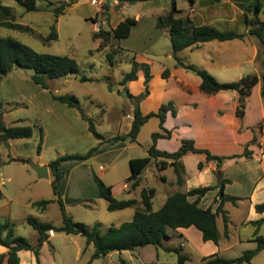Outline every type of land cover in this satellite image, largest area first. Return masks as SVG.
I'll return each mask as SVG.
<instances>
[{"label":"rangeland","instance_id":"rangeland-1","mask_svg":"<svg viewBox=\"0 0 264 264\" xmlns=\"http://www.w3.org/2000/svg\"><path fill=\"white\" fill-rule=\"evenodd\" d=\"M47 1L57 3L61 0H39L38 5L45 4ZM63 1L66 0L61 2ZM94 1L77 0L75 4L66 9L65 13L59 14L60 18H57L53 10L50 12L45 10L28 11L15 0H3L4 6L10 7V9L0 12V37H12L40 53L69 55L75 58L80 66V73L53 79L50 87L53 92L56 89L64 96H76L83 112L93 120L97 131L107 139L126 131V124H123V115L121 114L129 112L131 106L128 102L133 104V100L128 98V95H124L128 89L120 83L124 76L132 70L133 61L138 62L140 57L152 60V64L148 63L151 65L153 76L156 77L153 84L155 99H160L163 96L165 103L178 101L176 95L181 94L178 81H184L193 88V92L190 93L193 97L205 96L199 87L200 77L192 71L176 66V60L172 55L169 27L161 28L166 31L154 27L151 10L154 6H158L156 2L151 5L129 4L120 11L113 7L122 5L117 0ZM108 1L110 2L109 13L103 10V5ZM159 1L161 10L156 15H159L158 18H165L172 8V3L169 1V10V7L166 6L167 0ZM202 1L199 0V2ZM176 3L180 9L190 7L188 0H176ZM218 3L220 4L221 1ZM59 5L60 3L56 6ZM137 15H141L142 19L133 28L128 38L121 40L111 38L104 43H100L94 38V34L99 29L111 31L113 25L120 19ZM175 17L185 21L189 15L182 11ZM261 18L264 16L261 15ZM137 19L139 20V18ZM56 21L58 22L56 23ZM3 22L19 23L28 26L31 30L7 28L2 25ZM202 22L192 20V24L196 25H201ZM240 23V25L231 26L227 30L241 32L245 25L244 20ZM54 24L58 30V39L47 42L45 38L50 34ZM235 42V44H239L238 41ZM257 47L258 50L250 44H246L245 47H238V45L228 47L232 55L246 61L240 65V69L235 72L232 70L230 74L216 79L220 82L230 83L254 74L256 71L260 74L262 71L260 56L263 47L260 42ZM109 52L114 54V65H111L108 60L107 53ZM194 52L193 55L188 52L187 56L181 54V58L186 63L194 64L211 73L208 69L209 62L205 60L203 51ZM162 66H166L173 74L172 78L168 80V84L161 83L158 78V72ZM177 68H179V72L175 73ZM141 69L143 70V68ZM33 74L34 71L31 69L17 67L6 74L0 84V98L3 102L5 123L11 126L19 122L21 125L31 126L34 131V135L29 139H11L8 145L0 142V222H10L17 236L24 237L30 243L36 244L39 235L27 222L29 215L37 217L42 222H51L57 226L63 223L62 212L57 201L51 203L44 212L33 207L35 201L57 200L52 185L55 179L54 174L41 179L30 165V162L38 160L41 129L43 130V159L48 161H53L66 154L85 155L92 147L98 146L100 141L90 132L88 123L81 117V112L78 109H72L73 111L70 113L58 108H53L51 113L47 111L45 106L49 103L41 95L43 92L41 86L33 81ZM83 76L91 80L83 82ZM116 85H118V89L114 90ZM257 85L262 88V81ZM141 86L142 84L138 83L134 89L139 90ZM229 92L230 95L222 96V100L227 103L220 111V114H226L228 117L232 113V108L239 104V94L233 95L234 91ZM259 100L264 104L261 92L258 97L253 89L251 96L246 100V112L248 109L250 112L246 122H250L258 116ZM153 102L150 101L148 107L153 106ZM75 114L78 118L75 117ZM215 130L222 131L223 128L219 127ZM161 131L160 119L152 117L142 126L137 142L133 143L128 140L123 146L121 142L112 138L94 153L93 158L62 163L60 170L64 173V177L58 183V191L62 195L67 212L75 221L85 223L90 227L98 226L102 232H105L112 225L120 226L122 223L132 220L135 213L134 207L120 211L108 210V202L100 197L94 176H99L107 185L113 186L117 199L134 198L136 193H128L123 186L125 183L128 184L127 179L131 174L129 157L147 156L149 148L154 144L153 134ZM227 131L235 130L229 128ZM238 132L243 134L253 132L254 141L246 145V148L251 150L252 146L260 143L261 137L264 139V119L254 127L244 128L242 126ZM171 142L168 139L162 144ZM94 158L95 161L89 163ZM20 160H24V162ZM113 161L116 162L112 164ZM183 162L191 180L195 179V182L190 184L201 182L219 186L225 178L223 172L219 178L217 172L211 168H208V171L199 177L196 155L185 158ZM208 166L211 167V165ZM249 169L252 170V173H248ZM242 172L246 175H244L245 180L234 176L236 173L241 174ZM227 173L236 179L234 185L228 187V192L245 196L254 187L250 177L254 178L256 174H260V170L257 163H251L243 165L242 168L228 170ZM141 183V186L137 188V195H140V191L144 187L155 188L157 191L153 200V211L159 210L168 195L173 194L181 187L177 183L174 169L159 170L157 159L154 158L146 167ZM211 194L213 195L207 199L204 206L217 209L218 192ZM245 204V201H242L240 207H235L231 202L226 204L232 220L229 224V237L225 236L222 215L218 216L221 234L220 245L203 241L201 233L194 227L177 230V234L170 229L171 238L164 240V247L157 248L160 252L158 260H155L156 247L146 246L134 251H114L94 260L92 264H118L121 258L131 264H206L205 257L215 254L226 258H237L245 251L257 246L255 241H251L256 234L257 226L240 225V221L248 215ZM258 234L264 236V224L259 227ZM166 247L178 248L180 254L189 259L180 263L179 254L167 251ZM94 251V245H88L86 238L81 235L55 233L42 249V260L43 264H86L91 260ZM24 264H31L26 256H24ZM245 264H264V252L250 263Z\"/></svg>","mask_w":264,"mask_h":264},{"label":"trees","instance_id":"trees-1","mask_svg":"<svg viewBox=\"0 0 264 264\" xmlns=\"http://www.w3.org/2000/svg\"><path fill=\"white\" fill-rule=\"evenodd\" d=\"M18 4L24 6L28 11H40L36 5L37 0H15ZM121 4H136L147 0H117ZM220 2L221 0H214ZM77 0H68L60 3L53 11L56 17L59 14L65 13L67 7L75 4ZM190 5L195 4V0H188ZM172 8L169 14L163 18H158L159 28L169 27V34L172 46V55L176 60V66L184 68L188 71L194 72L201 79L200 89L208 95H215L221 91H236L239 94V104L236 110V115L243 119L246 113V100L251 96L254 87L262 81L261 96L264 100V20L261 15L264 13L263 0H251L246 7L244 23L247 32H238L235 30H221L212 25H196L192 24V20L187 17L176 18L175 15L181 13L182 10L177 8L176 0H171ZM54 6L49 3L48 7ZM9 9L4 6L3 0H0V12ZM105 12L110 11V2L103 5ZM110 16L108 15V18ZM57 23V21H56ZM138 24L135 17H127L121 21L116 28L111 31L99 29L95 34V39H102L106 42L113 38L116 40L128 38L133 28ZM187 24V25H186ZM2 25L7 28L16 30L30 31L31 28L23 26L19 23L3 22ZM188 33V34H187ZM255 37L263 47L260 56V65L262 67L261 73H254L242 77L236 82H220L216 77L209 73L206 69L186 63L179 53L187 48H193L200 44L211 41H233L243 40L246 36ZM58 39V30L56 24L51 28L50 34L45 38L47 42ZM108 60L111 65H114V54L107 53ZM144 66V67H143ZM21 67L31 69L34 71L32 76L33 81L43 88H48V81L67 77L71 74L80 73V66L77 60L69 55H53L47 53H40L32 47L15 40L12 37H0V84L6 74L11 72L14 68ZM143 68L145 74V90L141 94L134 96L128 90V98L133 100L134 104V120L132 128L126 136H117L115 139L122 141L129 140L130 142H137L138 135L142 126L152 117L160 119L161 132L153 134L154 144L149 148L148 155L145 157L133 158L130 160L131 174L127 181L131 184V189H136L141 185L142 173L150 164L152 158L161 159L159 169L164 170L171 165L177 175V183L182 185L184 182L185 166L182 159L189 153L202 154L206 156L207 162H216L217 174L220 178L222 175V165L226 160L251 158L252 150L246 148L243 154L232 156H219L212 154L208 149H202L195 146L193 140H183L180 148L175 152L161 151L156 147V142L160 138H170L171 132L164 127L166 116L169 111L176 115V109L172 101L163 104L157 112H150L143 114L140 104L150 95L149 82L153 75L151 67L148 63H138L133 61L132 70L127 73L121 85L126 86L129 82L138 79V70ZM162 77L167 79L170 77V70L166 69ZM86 76L82 77L83 82L90 81ZM69 107L76 108L81 112L82 118L88 123L90 132L100 141L98 146L92 147L85 155L82 154H66L58 157L50 162L55 179L52 183L54 193L57 200H40L33 203L39 211H46L48 206L57 201L59 203L63 223L60 226L54 225L51 222H42L37 217L29 215L27 222L38 232V241L36 244L30 243L26 238L17 236L13 225L10 222H0V244L8 248L7 254H0V264H3L7 258L8 264H20V251H32L37 259L40 261V250L45 242L50 238V232L66 233L68 235H81L86 238L87 244L94 245L95 251L91 260L86 264H92L94 260L100 259L111 252L118 251H134L138 248L146 246L162 247L163 241L170 238L169 229L177 230L179 228L195 227L202 234V239L205 242H213L216 245L220 241V230L218 226V216L222 215L225 225V236H229L228 226L229 217L227 211L224 209L226 202H231L237 205L241 200L240 197L230 196L225 193V186L230 180L223 179L219 186H206L193 188L187 192L177 191L171 194L164 205L157 211L152 210L153 199L156 196L155 188H143L140 194V202L137 199H117L113 193V187L107 185L99 176L95 175L94 179L99 189V195L102 199L108 202L109 211H120L136 206L140 203L143 209H136L131 221L122 223L120 226L112 225L105 232H102L98 226L90 227L85 223L75 221L73 217L67 212L62 195L58 191V182L64 177V173L59 169L61 164L70 160H89L94 153L99 149L100 145L110 141L105 138L96 129L93 120L83 112L80 102L74 95L54 96ZM34 135L33 128L27 125H21L19 122L8 126L4 121L3 102L0 98V142L8 145L11 139H29ZM254 141V140H253ZM43 144V130L41 129V140L38 145V153L41 152ZM170 161V163H169ZM198 169H204V163H198ZM165 180V177H163ZM218 190V197L220 203L216 211L211 207L202 208L200 206L201 198L214 189ZM191 197H196L195 200L190 201ZM257 213H264V202L255 206ZM257 226L254 241L257 243L256 248L245 251L237 258H226L217 254L205 257L206 264H245L250 263L261 251L264 250V236L258 234L259 227L264 223V218L253 221ZM169 252H176L179 254V262L184 263L189 258L180 254L178 248H167ZM118 264H130L127 260L121 258Z\"/></svg>","mask_w":264,"mask_h":264},{"label":"crops","instance_id":"crops-1","mask_svg":"<svg viewBox=\"0 0 264 264\" xmlns=\"http://www.w3.org/2000/svg\"><path fill=\"white\" fill-rule=\"evenodd\" d=\"M38 1L39 0H37L36 5L40 8L41 11L45 10L47 12H50L51 10H53L56 7L57 4L61 3L62 0L60 2H57V3L52 2V1H47L45 4H41V5H38ZM66 1H68V0H66ZM169 1L171 2V0L166 1V6H168V7H169ZM250 1L251 0H221V3L219 4L218 2H216L214 0H203L202 2H199V0H195V4L190 5V7L188 9H180L178 6H177V8L179 10H182L184 14L189 15V17L192 20L198 21V22L203 21L201 23V25H212L218 29L227 30V28H229L231 26H237V25L241 24L240 22L242 20H244V18H245L246 7L250 3ZM50 2L53 3L54 6L48 7V4ZM94 2H96V0ZM153 2H156V4L158 5V6H154L153 9L151 10V13L153 14V16H152L153 21H154L153 23H154V27L156 29L160 30L161 28H159L158 22H157L159 15H156V13H158L161 10V7L159 5L160 1L159 0H147L144 2L136 3V4L151 5V3H153ZM93 4H95V3H93ZM127 5H129V4H122L120 7H118V5L113 6V7L117 8V10L121 11V10L125 9V7ZM158 8H160V9H158ZM9 9H10V7H9ZM100 9H99V11H100ZM169 10H170V7H169ZM262 15L264 16V13ZM57 18H60V17H57ZM135 18L136 19L139 18V20L137 19L138 23L142 19L141 15H137ZM111 19H112V17H111ZM125 19H120L116 24L113 25V29L116 28L117 25ZM262 19L264 20V18H262ZM161 30H164V29H161ZM164 31H166V30H164ZM241 32H247L245 25H243ZM97 40H99V42L102 43V39H97ZM235 41H238L239 44H235L236 43ZM258 42L259 41L255 37H252L249 35L246 36L245 39H243V40H233V41H226V42L211 41V42H206V43L200 44L199 46H196L193 48H187V49L183 50L182 52H180L179 56L181 57V54H183L184 56L185 55L187 56L188 52L191 53V55H193L195 53L194 51H203L202 52L203 56H204L205 60H207L209 62V65H210V67H208L209 71L216 78L224 77L227 74H230L232 70H233V72H235L236 70L240 69V65L242 63L244 64L246 61V60H241L240 58H237L236 56L232 55L231 50L228 47H230L232 45H238V47H240V46L245 47L246 44H250L254 47V49L258 50V47H257ZM138 62H140V63H143V62L148 63L149 62L150 64H152V60L149 58H146V57H140L138 59ZM150 67H151V65H150ZM166 69H168V68H166V66H162L158 72V78L160 79V82L163 84L164 83L168 84L169 83L168 80L170 78H172V76H173V74L170 72L169 78H167V79L163 78L162 74ZM178 69L179 68L176 69L175 73L179 72ZM151 72L153 73L152 70H151ZM255 73H258V72L256 71ZM176 77H177V75H176ZM155 79H156V77L153 76L152 80L149 82V86H150V90H151L149 97H147L141 103V110H142L144 115H146L150 112H157L163 104H166L163 96H161L160 99H155V93L153 91V84H154ZM51 81L52 80L48 81L49 87L47 89L41 87L42 91H43V92H41V95H43V97H45L47 100L46 102L49 103V105L45 106L47 111H49L51 113L53 108H58L61 111L70 113L71 111H73L72 109H76V108L69 107L67 104L55 99L54 96H64V95L58 93V91H56V89L54 92L52 91V89L50 87L51 83H52ZM144 81H145L144 71L142 69H139L138 70V79L135 81L129 82L126 85V89H128V91L131 94H133L134 96H137V95L142 93L143 89H145ZM138 83L142 84V86L139 90H135L134 86L137 85ZM178 83L181 87L180 88L181 92L179 91L181 94L176 95V98L179 99L178 101H176V102L172 101L174 103V106L176 109V115H173V113L171 111H169L167 113L166 121L164 123V127L171 132V137L158 139L156 142V147L161 151L175 152L180 148L183 140L189 139V140H193L195 142L196 147L202 148V149H208L214 155L232 156V155L243 154V152L245 151L246 145L249 142L253 141L254 134H253V132L243 134V133H239L238 130L242 126H244V128L254 127L255 124H257L260 120L264 119V104H262V102L259 100L258 106H257L258 107V116L255 117L252 121L246 122V120L248 119V116L250 115L249 109L245 113V117L243 119L239 118L236 115V110H237L238 106H235L232 108V113L229 117L226 114H224V115L220 114V111L225 107V104L227 103V101L222 100V96L223 95H230L229 91H221L215 95H208L204 92L205 96L200 95L199 98H197V97H193L192 94H190L191 92H193V88H191L189 85H187V83H185L184 81H182V82L178 81ZM200 84H201V82H199V87H200ZM260 89L261 88H259L258 85H256L254 87L255 94L258 97H259V92H261ZM236 93H238V92L234 91L233 95H236ZM150 101H154L153 106L148 107V103ZM128 103L131 106L129 109V112L127 114H121V115H123V124L124 123L126 124V131H124L121 134L116 135L115 137H112L113 139L116 138L117 136H126L132 128V123L134 120V109H135V107L130 101ZM75 117H77L76 114H75ZM219 127H222L223 130L222 131L221 130H215L216 128H219ZM229 128H233L235 131L228 132L227 130ZM112 138H110V139H112ZM168 139L170 141H172L170 144H162L163 141L168 140ZM114 140L121 142V144L123 146L125 145L126 142H128V140H126V141H122L120 139H114ZM10 141L11 140H9V142ZM259 142L260 143L251 147V150L253 152L251 158H244L243 157V158H239V159L226 160V161H224V163L222 165V172L225 176V179L230 180V182H228L225 186V193L227 195H230V196H236V197L241 198V200H239L237 202V205L233 204L235 207H240L242 205V201L246 202L245 206L248 209V215L240 221L241 226L250 225V224L254 225L252 223L253 221H257V220L264 218V213H257L255 210V206L257 204L264 202V139H263V137H261ZM103 144H101L100 147L103 146ZM43 155H44V151L42 148L41 152L38 153V160H35L33 162H35L39 165H48L49 177H50V175L53 172H52L51 168L49 167V164L52 161L44 160ZM192 155H196V160L198 161V163L199 162L204 163V169L203 170H199V169L197 170L199 177H201V174L206 173L208 171V168H211L212 170L217 171L216 162H212V161L207 162L206 156L202 155V154L189 153L183 157L182 163L184 164V162H183L184 159L189 157V156H192ZM131 159H133V158L129 157V162ZM114 160H116V159H114ZM94 161H95V158L90 160L89 163H93ZM114 162H116V161H113L112 164H114ZM160 162H161V159H157V167L159 166ZM169 163H170V161H169ZM251 163H257L258 169L260 170V174H256V176L254 178H253V176L250 177V178H252L251 179L252 182L251 181L250 182L254 185L253 190L245 196L237 194V193H229L228 187L234 185V183L236 182V179L234 176H236L240 180L241 179L245 180L246 175H245V173L242 172L241 174L236 173L234 176H232V175L228 174L227 171L231 170L233 168H239V167L242 168L243 165L251 164ZM208 165H211V167H209ZM61 166H62V164H61ZM61 166H60V168H61ZM169 168H173V167L171 165H169L166 169H169ZM166 169H164V170H166ZM161 171H163V170H161ZM144 172H145V170L143 171V173L141 175L142 181L144 178ZM248 173H252V170L249 169ZM184 176H185L184 182L181 185L180 189L177 191L187 192L193 188L213 186V185H208L207 183H201V182L190 184L191 182H195L194 181L195 179L193 181L191 180V177L187 173L186 167H185ZM60 181L58 183H60ZM123 186L125 187V190L128 193H130V192L136 193V196L134 198L131 197L129 199H137L140 202V195H137V188L131 189V184L129 182H128V184L125 183ZM144 188H146V187H144ZM142 190H143V188H142ZM218 190L219 189L217 188L216 190L210 191L204 197H202L201 201H200V206L202 208H208L209 206H204V204L207 203V199H209L211 197V195H213L211 193H213V192L217 193ZM141 191H140V194H141ZM177 191H175V192H177ZM113 193H114V187H113ZM156 194H157V191H156ZM114 195H115V193H114ZM169 196L170 195H168V197ZM167 198H166V200H167ZM195 199H196V197H191L190 201H193ZM219 203H220V199H219V202L217 203V205ZM227 203H230V202L225 203L224 209L228 213L229 224H230L232 222V220H231V215L229 214V210H227V208H226ZM133 207L135 208V211L137 208L143 209V206L140 203H138L136 206H133ZM152 210H153V206H152ZM213 211H216V209H213ZM222 220H223V217H222ZM254 226H256V225H254ZM180 229H185V228H179L177 230H180ZM224 229H225V225H224ZM177 230H173V232L177 234V232H176ZM219 230H220V228H219ZM228 231H229V235H230V227L229 226H228ZM168 232L170 234V229ZM55 233L56 232L51 231L50 232V238ZM50 238H49V240H50ZM254 238H255V236H254ZM254 238L251 239V241H254ZM49 240L47 242H49ZM47 242L44 243V245L42 246V248L40 250V261L42 264L44 263L42 260V249L44 248V246ZM209 242H211V241H209ZM220 244H221V238H220L218 245H220ZM164 246L165 245H164V241H163L162 247H164ZM157 248L158 247L155 248V260H158L159 253H160ZM169 248H172V247H169ZM263 252H264V250L261 251L257 256L261 255ZM7 253H8V248L5 246H2L0 244V254H7ZM19 256H20V260H21L20 264H24V256H26L30 260L31 264H38L37 259H36L35 255L32 251H25V250L20 251ZM3 264H8L7 258H5Z\"/></svg>","mask_w":264,"mask_h":264},{"label":"water","instance_id":"water-1","mask_svg":"<svg viewBox=\"0 0 264 264\" xmlns=\"http://www.w3.org/2000/svg\"><path fill=\"white\" fill-rule=\"evenodd\" d=\"M118 89V85L115 86L114 90ZM125 96L128 95V92L124 93ZM24 162V160H21ZM31 167L36 171L39 178H48L49 177V168L48 165H39L35 162H30Z\"/></svg>","mask_w":264,"mask_h":264}]
</instances>
